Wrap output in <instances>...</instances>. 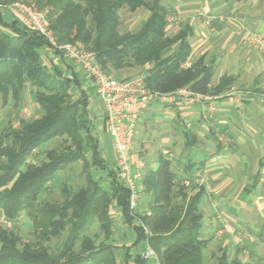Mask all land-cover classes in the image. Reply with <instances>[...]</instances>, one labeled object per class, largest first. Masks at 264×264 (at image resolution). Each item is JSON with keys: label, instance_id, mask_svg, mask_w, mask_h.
I'll return each mask as SVG.
<instances>
[{"label": "trees", "instance_id": "1", "mask_svg": "<svg viewBox=\"0 0 264 264\" xmlns=\"http://www.w3.org/2000/svg\"><path fill=\"white\" fill-rule=\"evenodd\" d=\"M15 1L4 0L9 4ZM40 4L38 0L39 9ZM45 5L50 8L47 17L57 43H80L95 54L96 63L108 75L146 67V88L162 94L186 87L194 93L217 95L229 82L221 79L218 90L212 91L213 66L204 65L201 59L188 69L181 68L189 54L191 31L187 25H179L176 32L168 33V14L161 0H45ZM124 8L148 13L134 33L118 31L119 12ZM48 46L41 36L16 21H4L0 13L3 106L11 100L13 107H18L27 89L39 111L32 119L18 120L17 128L7 127L0 133V215L15 223L24 213L34 237L22 242L12 230L0 226V264H117L108 243L112 202L155 252L159 264H203L201 193L191 196L182 184L174 183L171 163L161 159L157 169L146 172L142 179L148 214L136 217L129 208V190L100 157L84 91L79 90L75 97L72 87L78 86L76 79L65 78L57 69L50 71L42 64L39 51ZM60 138L65 143L62 149L46 151L40 164L28 161L34 150ZM75 163H81L84 185L74 192L63 185L60 202L41 199L57 174ZM96 172L106 173L107 187L95 177ZM135 218L140 224H134ZM94 223L99 231L91 237L88 230ZM63 236L56 248L49 245ZM214 264L249 263L230 260L221 253Z\"/></svg>", "mask_w": 264, "mask_h": 264}, {"label": "crops", "instance_id": "2", "mask_svg": "<svg viewBox=\"0 0 264 264\" xmlns=\"http://www.w3.org/2000/svg\"><path fill=\"white\" fill-rule=\"evenodd\" d=\"M161 5L178 19L174 32L179 25H187L191 31L184 63L190 67L201 59L204 65H212V91L218 90L221 79L229 82L217 95H208L214 98L212 114L203 101L188 107L152 101L136 125L129 153L132 169L143 179L146 172L157 169L161 159L167 160L176 174L174 183L182 184L191 196L201 193L203 264L205 254L213 259L221 253L230 260L264 264V53L247 44L250 36L264 38V0H161ZM39 53L43 65L48 60L49 66H45L50 71L57 69L63 77L76 79L78 86L72 87L75 97L79 90L84 91L100 157L123 185L105 129L103 106L90 79L50 46ZM183 64L182 69L189 68ZM145 68L138 77L144 76ZM39 150L41 147L34 152ZM95 177L102 179L104 187L109 185L106 173L96 172ZM137 188L136 217L148 214L142 180ZM109 217L108 243L116 263L156 264L143 257L147 242L124 221L115 202ZM137 222L135 218L134 224Z\"/></svg>", "mask_w": 264, "mask_h": 264}, {"label": "built area", "instance_id": "3", "mask_svg": "<svg viewBox=\"0 0 264 264\" xmlns=\"http://www.w3.org/2000/svg\"><path fill=\"white\" fill-rule=\"evenodd\" d=\"M0 13L3 16H9L11 21H16L29 32L41 36L53 50L76 63L90 79L96 96L103 106L105 129L112 141L117 171L123 186L130 192L129 208L134 213L138 202L137 183L142 180V174L132 169L129 153L141 115L152 101L182 107L203 101L207 102V111L212 114L215 112L214 98L194 93L186 87L166 94L150 91L146 88L143 77L114 79L99 67L95 54L85 49L80 43L58 44L50 27L47 10L39 9L34 3L15 1L7 4L4 0H0ZM166 22L168 27H172L178 23V19L174 15H168ZM247 44L264 53V38L260 35L250 36ZM187 67L189 63H184L183 68ZM194 182L199 183V180L195 179ZM137 223L140 224V221L138 220ZM146 233L148 234L147 231ZM143 257L159 264L155 252L150 247Z\"/></svg>", "mask_w": 264, "mask_h": 264}, {"label": "rangeland", "instance_id": "4", "mask_svg": "<svg viewBox=\"0 0 264 264\" xmlns=\"http://www.w3.org/2000/svg\"><path fill=\"white\" fill-rule=\"evenodd\" d=\"M17 1H26L34 4H38V0H17ZM9 4V3H7ZM43 10H50L48 6L45 5V0H41L39 5ZM146 11L140 9L135 13H131L128 9L124 8L119 12L120 25L118 31L120 34L125 32H136L140 25L146 19ZM4 21L11 22L9 16H3ZM21 28L23 26L19 25ZM175 26L168 27L167 31L169 34L174 33L173 29ZM44 64L49 66L48 60H43ZM143 71L139 68L132 70H122L118 72H113L109 74L111 77L117 80L121 79H131L141 75ZM0 99V133L7 127H17L19 119H32L39 114L38 109L34 106L33 101L29 92L24 93L22 102L18 107H13V101L8 100L7 104L3 106ZM65 146L64 140L53 139L41 146V150L34 152L29 158V162L34 164H40L45 160V152L51 149L60 150ZM84 174L81 173V163H75L64 170H61L56 176L53 183L48 184L47 190L41 195V199L48 201L60 202L64 199V196L61 192V187L63 185H68L72 192L76 191L78 188L84 185ZM0 226L9 230H12L17 236L21 238L22 242L32 241L34 237L32 236V224L30 219L22 213L18 220L15 223L7 221L2 215H0ZM98 226L96 223L92 225L88 230V234L92 235L98 232ZM100 240H104V234L100 232ZM64 241V236L57 240H51L49 245L54 249L58 245L62 244ZM98 242V241H97ZM218 257V256H217ZM209 258L205 254V264H214L216 258Z\"/></svg>", "mask_w": 264, "mask_h": 264}]
</instances>
